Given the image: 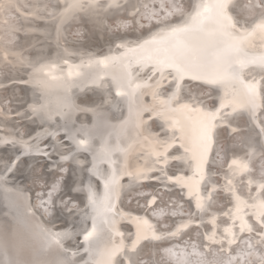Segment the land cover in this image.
Masks as SVG:
<instances>
[{"label": "bare ground", "instance_id": "obj_1", "mask_svg": "<svg viewBox=\"0 0 264 264\" xmlns=\"http://www.w3.org/2000/svg\"><path fill=\"white\" fill-rule=\"evenodd\" d=\"M194 1L0 0V264H264V0Z\"/></svg>", "mask_w": 264, "mask_h": 264}, {"label": "water", "instance_id": "obj_2", "mask_svg": "<svg viewBox=\"0 0 264 264\" xmlns=\"http://www.w3.org/2000/svg\"><path fill=\"white\" fill-rule=\"evenodd\" d=\"M193 2V1H192ZM194 2H196V3H194V5L192 6V8H190L191 10L188 12V14H190V16L193 18V17H195L196 18V20H201L203 17H204V15H206V13L208 14L209 13V11H208V8H209V4H210V1L209 0H195ZM205 6H207V8H205ZM194 15V16H193ZM191 18V19H192ZM182 23H174V24H171V27H169V29H171V31H174V30H172V28H175V30L177 29L176 28V26H179V25H181ZM171 33H173V32H171ZM170 33V34H171ZM217 38L218 37H215L214 35L212 36V40H211V43H212V41L215 39V41L217 40ZM157 40V39H156ZM138 41H140V40H138ZM160 42V40L159 41H154V42H147L146 44H153L154 46H156V45H158V43ZM224 42V41H223ZM223 44V43H222ZM224 45H226V46H228V48H229V46H230V44H228V43H224ZM118 48H120V47H118L117 46V48L116 49H118ZM211 48V47H210ZM245 54L246 56H248V58H247V60H251V61H256V59L253 57V55H251L249 52H244V51H240V54ZM129 62H132V61H130L129 60ZM94 65V67L95 66H98V68L99 69H106L107 67L106 66H103V65H101L100 64V62L98 61V60H96L95 61V63L93 64ZM67 66V64L66 63H63L60 67L61 68H63V67H66ZM87 67H85V66H82L81 68H80V70L82 71V70H85ZM82 75H83V73L81 72V73H79L76 77H73V78H71L70 80H77L78 78H80V77H82ZM108 77L107 76H105V77H101V78H99V80L100 81H102V80H105V79H107ZM184 81L185 80H188V78H185V79H183ZM120 87H117L116 89H119ZM112 93H113V95L114 96H116V97H118V98H124V97H126V94L125 93H121V94H116L115 93V90H113L112 91ZM26 108V107H25ZM29 109H27L26 108V111H28ZM41 130H42V128H40ZM50 138H52V137H50ZM84 140H86V137H84V136H78L74 141V143L77 145V146H79V147H86V146H88V144H82V142L84 141ZM68 140L66 139V138H63L62 139V143L64 142H67ZM20 158L21 157H19V159L17 160V161H12L11 162V165L10 166H12L13 164H17L18 162H19V160H20ZM8 169V168H7ZM5 171H8V170H6L5 169ZM13 174V172L12 171H9L8 173H7V178L8 177H10L11 175ZM152 181H154V180H150V181H148V182H152ZM21 182V181H20ZM102 185V184H101ZM102 187H105L104 186V184L102 185ZM88 202H89V204H93V201L92 200H87ZM91 222H89V225L87 226V228L86 229H84V231H82V233L78 236V239H77V244L78 245H82V244H85V243H87V242H89L90 241V239H86L85 237V235L88 233V231L90 230V228H91ZM59 225H56L55 226V228L56 227H58ZM57 233H59V230H55Z\"/></svg>", "mask_w": 264, "mask_h": 264}]
</instances>
